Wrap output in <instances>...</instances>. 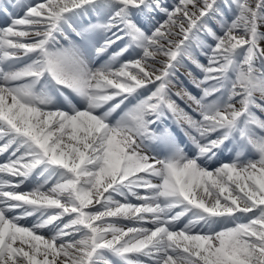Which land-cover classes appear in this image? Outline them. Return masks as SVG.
Here are the masks:
<instances>
[{
  "label": "snow or ice",
  "instance_id": "1",
  "mask_svg": "<svg viewBox=\"0 0 264 264\" xmlns=\"http://www.w3.org/2000/svg\"><path fill=\"white\" fill-rule=\"evenodd\" d=\"M0 142V264H264V0H0Z\"/></svg>",
  "mask_w": 264,
  "mask_h": 264
},
{
  "label": "rangeland",
  "instance_id": "2",
  "mask_svg": "<svg viewBox=\"0 0 264 264\" xmlns=\"http://www.w3.org/2000/svg\"><path fill=\"white\" fill-rule=\"evenodd\" d=\"M201 60H202V62H206V61H204L203 60V57H201ZM190 67H193V72H196L197 70L194 68V66H190ZM180 71H183V73H186L187 72V68H184V67H181L180 68ZM185 78V77H184ZM186 79V78H185ZM185 86L190 90V91H193V92H195V89L194 88H192L193 86L191 85V84H189L188 83V81H187V79L185 80ZM184 106V105H183ZM133 202H135V201H133ZM133 226V225H132ZM45 235H47V233H45Z\"/></svg>",
  "mask_w": 264,
  "mask_h": 264
},
{
  "label": "bare ground",
  "instance_id": "3",
  "mask_svg": "<svg viewBox=\"0 0 264 264\" xmlns=\"http://www.w3.org/2000/svg\"><path fill=\"white\" fill-rule=\"evenodd\" d=\"M0 144H2V142H0ZM7 158V154L4 155H0V162H3L4 160H6ZM25 185H28L27 187H25ZM21 187V191H28L31 187V184H25ZM30 185V186H29ZM34 222L32 218H28L27 223H32Z\"/></svg>",
  "mask_w": 264,
  "mask_h": 264
}]
</instances>
